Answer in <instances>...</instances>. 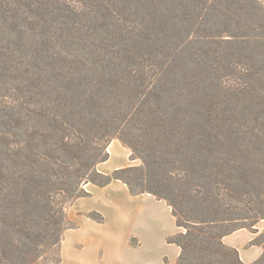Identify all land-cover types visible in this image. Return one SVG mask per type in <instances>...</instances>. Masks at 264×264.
Returning <instances> with one entry per match:
<instances>
[{"label": "trees", "instance_id": "16d2710c", "mask_svg": "<svg viewBox=\"0 0 264 264\" xmlns=\"http://www.w3.org/2000/svg\"><path fill=\"white\" fill-rule=\"evenodd\" d=\"M24 1L0 0V26L6 30L14 32L21 7L28 14L20 18L28 24L20 29L18 44L26 50V63L24 70L16 71L32 80L29 90L11 98L14 109L0 111V264H34L43 248L61 243L67 208L90 196L87 184L105 187L119 180L132 195L151 194L162 200L152 187V179L158 177L157 186L164 188L168 182L175 188L177 203L168 197L166 201L177 228L184 229L168 240L180 248L177 264H244L238 251L223 242L237 231L226 229L234 221L233 208L221 209L210 190L208 201L200 205L191 186L208 180V173L200 179L196 175L197 169L210 171L211 161L200 152L224 148L225 139L236 136L221 119H206V109L216 98L208 94L201 97L202 104L197 102L191 93L195 83L181 77L199 65L189 60L193 55L187 50L191 37L198 34L194 29L199 15L187 23L190 29H182L168 21L161 0H98L91 8L96 27L80 32L88 43L80 48L72 43L51 47L38 39L42 34L34 33L39 1ZM57 1L62 3L59 9L69 6L67 0ZM244 2L253 25L261 29L257 35H234L247 44L264 37V0ZM69 8L71 15H80V9ZM202 11L203 6L200 15ZM168 34L176 35L173 47L167 45ZM35 53L42 54L43 61L57 62L56 67L49 63V69L31 74L27 58L34 59ZM0 56L9 57L6 46ZM227 56L230 59L232 53ZM3 66L11 67L5 61ZM182 91L188 93L186 98L177 94ZM117 135L132 150V159L137 155L143 161V168L128 167L111 175L97 170L108 160L107 148ZM87 142L95 144L88 155ZM187 203L197 204L195 209L202 207V212L184 209ZM87 217L105 222L98 212ZM252 264H264V254Z\"/></svg>", "mask_w": 264, "mask_h": 264}, {"label": "rangeland", "instance_id": "374dc122", "mask_svg": "<svg viewBox=\"0 0 264 264\" xmlns=\"http://www.w3.org/2000/svg\"><path fill=\"white\" fill-rule=\"evenodd\" d=\"M17 1L21 4L25 3L24 0ZM37 1H39V10L36 9V12H39V16L35 20L37 24L35 23L34 33L42 34L38 38L40 41L50 42L49 46L51 47H65L72 43V47L80 48L82 43H88L86 36L82 33L88 30L93 31L96 27L92 9L98 0H67L69 6L64 5L65 8L62 9H59V4L62 3L57 0ZM258 4L263 7L261 3ZM202 6L204 11L200 15ZM69 7L80 9L78 13L80 15H71L67 11V9L70 10ZM160 7L166 11L168 21L175 23V26L181 25L182 29H190L187 23L190 19L195 20L193 16L199 15L194 29L198 34L191 37L190 40L193 43H190L191 45L187 48L193 55L189 60L191 62L194 59L197 60L199 68L195 66L191 72L181 73V77H185L186 83H195L191 93L196 96L197 102L202 104L201 97L208 94L216 98L214 105H211L209 109L206 107L208 113L206 119L209 122L221 119L223 125L228 126L236 133V136L225 139L226 147L219 146L213 151L200 152L202 158L211 162H209L210 171L197 169L196 175L199 179L207 173L209 175H207L208 180L203 178L204 182L191 183L192 188L196 189L194 190L195 198L200 199L199 204L204 206L203 202H207L209 199L207 191L214 192L221 204V209L230 206L233 208L234 221L226 225V229L250 230L257 234L255 242L262 244L264 243V37L248 41L247 44H245L247 41L243 42L234 38V35H238V31L241 34L252 35L255 33L257 35L261 29L255 28L250 20L246 13L247 4L244 0H214V2L161 0ZM84 8L86 12L83 11ZM89 8L90 11H87ZM24 9L21 7L18 12L19 22L15 24V30H12L14 32H11L10 29L6 30L5 26H0V54L5 46L9 53V57L6 59L0 56V111L9 112L10 109H14L16 103L11 101V98L14 97L16 100L21 91L26 92L30 89L29 85L32 82L28 75L23 74L22 71L21 73L18 72L19 70L16 71L18 68L24 70L23 67L26 63V50L18 45L23 36L20 29H25V25L28 24L20 20V18L27 19L28 17ZM0 19L4 18L0 16ZM165 36L166 39L169 38L167 45L173 47L177 41L176 35ZM31 39L33 41V37ZM190 40L189 42H191ZM203 42L207 43L203 44ZM229 53H232L230 59L227 56ZM27 60L30 62L29 65L32 64L29 67L31 74L38 72V69H49L46 64L51 63L53 67L57 65V62L53 60L43 61L42 54L37 53L34 54V59L28 57ZM4 61L7 65H11L9 70H5ZM234 70L240 71L241 74H233L236 73ZM188 90L191 91L192 87ZM4 94V98L1 97ZM177 94H182L183 98L188 96L185 91ZM7 95L10 99L6 98ZM206 110L197 109L196 112L201 113ZM121 137L123 136H114L112 142L116 140L128 148L131 151L132 159L133 152L123 143ZM94 147L95 144L87 142L86 155L91 153L90 149ZM137 157V155L134 156L138 161L136 167L143 168V161ZM158 178L152 179V187L162 195V201L167 203L166 198L168 197L177 203L175 201L177 197L174 194L175 188L167 184L168 182L164 184V188L157 186ZM203 192H205V196ZM77 200L67 208L66 230L62 232L61 243L55 247L43 248L42 255L34 264H57L59 262V264H78V250L81 245L77 243L76 235L72 230L77 227L80 218H86L91 212L87 214L83 212V205L80 204L81 202L77 203ZM196 206L197 204L193 206L191 203H187L182 207L192 213V209L194 211ZM195 211V213L202 212V207ZM173 231L174 222L170 217L164 218L159 228H152L149 231L148 238L141 249L149 251L150 264L157 263V256L160 261L164 257L169 260L168 257L174 256L175 248L168 243V240L182 233L184 229L178 228L172 236ZM64 239L68 240V243L63 244ZM136 244L137 241L133 240L132 245Z\"/></svg>", "mask_w": 264, "mask_h": 264}, {"label": "crops", "instance_id": "0c3cea01", "mask_svg": "<svg viewBox=\"0 0 264 264\" xmlns=\"http://www.w3.org/2000/svg\"><path fill=\"white\" fill-rule=\"evenodd\" d=\"M109 160L97 165V170L105 175L130 166L138 161L131 159V151L114 140L108 147ZM89 197L79 198L83 212H98L105 217L104 223L80 218L73 234L81 247L78 250V264H150L149 251L141 249L152 228H159L164 218L176 221L171 207L151 194L132 195L126 184L114 180L105 187L94 184L85 186ZM257 234L247 229H239L223 238L226 246L236 249L244 264L258 261L264 254V247L255 243ZM137 241L135 246L132 241ZM68 243L64 239L63 244ZM174 256L157 263L177 264L180 248L172 244ZM82 249V250H81Z\"/></svg>", "mask_w": 264, "mask_h": 264}]
</instances>
